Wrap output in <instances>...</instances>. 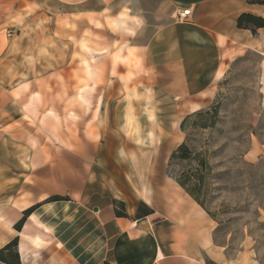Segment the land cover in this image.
Here are the masks:
<instances>
[{
  "label": "crops",
  "instance_id": "obj_1",
  "mask_svg": "<svg viewBox=\"0 0 264 264\" xmlns=\"http://www.w3.org/2000/svg\"><path fill=\"white\" fill-rule=\"evenodd\" d=\"M262 1L0 0V44L34 12L118 42L84 53L78 127L72 111L35 100L32 123L2 124L0 147L15 146L22 165L0 171V250L16 240L20 264H212V220L168 163L183 119L215 98L233 62L249 50L264 59V27L238 26L242 14L264 18ZM142 203L153 212L137 217Z\"/></svg>",
  "mask_w": 264,
  "mask_h": 264
},
{
  "label": "rangeland",
  "instance_id": "obj_2",
  "mask_svg": "<svg viewBox=\"0 0 264 264\" xmlns=\"http://www.w3.org/2000/svg\"><path fill=\"white\" fill-rule=\"evenodd\" d=\"M26 16L19 28H10V42L0 44V131L6 121L13 123L10 128L32 123L33 100L42 112L49 107L72 111L78 127L84 118V53L103 52L118 42L110 34L84 33V22L53 21L36 12ZM240 52L232 50L230 57ZM127 58L128 53H115L119 61ZM263 68L259 53L243 52L215 98L201 108L205 112L188 116L180 130L179 145L186 143L192 158L168 163L169 174L184 177L212 220L207 251L212 264H264ZM14 150L0 147V171H17L22 165ZM203 158L208 167L201 165Z\"/></svg>",
  "mask_w": 264,
  "mask_h": 264
},
{
  "label": "trees",
  "instance_id": "obj_3",
  "mask_svg": "<svg viewBox=\"0 0 264 264\" xmlns=\"http://www.w3.org/2000/svg\"><path fill=\"white\" fill-rule=\"evenodd\" d=\"M257 1L258 2H263L262 0H257ZM238 26H240V27H248V26L264 27V18L255 16V15H251V14H242L239 17V19H238ZM204 112L205 111L200 109V110H198V111H196L194 113L203 114ZM190 115L191 114L187 115L183 119V121L181 123V129L182 130H183L184 124H185L188 116H190ZM193 154L194 153L190 150V148L188 147V145L186 143H181L172 152V154L170 156V159H169V163H171L172 161L177 160V159H189V158H192ZM199 161H200L202 166L208 167V164H207V162H206V160L204 158L200 159ZM174 178L202 206L201 202H199V200L197 199V197H196V195L194 193V190L188 186V183L184 179V177L178 175V176H175ZM198 179H201V178H198ZM57 199H60V197L59 196H55L54 198H52V200H57ZM121 205H122V209H124V203L121 202ZM30 210L31 209H29L27 211V213ZM152 212H153V210L149 206H147L146 204L142 203L140 205L139 209H138L137 217L148 215V214H151ZM118 215L127 216L126 212H124V211H118ZM22 222H23V219L17 224V226L20 227ZM16 244H17V241L13 240L9 244H7L3 249L0 250V260L2 262H5L7 264H20V261L18 259V255H14L13 254V248L16 246ZM5 252H6V256L4 255Z\"/></svg>",
  "mask_w": 264,
  "mask_h": 264
},
{
  "label": "built area",
  "instance_id": "obj_4",
  "mask_svg": "<svg viewBox=\"0 0 264 264\" xmlns=\"http://www.w3.org/2000/svg\"><path fill=\"white\" fill-rule=\"evenodd\" d=\"M191 14V9L190 8H185L183 9L179 14L180 19H185Z\"/></svg>",
  "mask_w": 264,
  "mask_h": 264
}]
</instances>
